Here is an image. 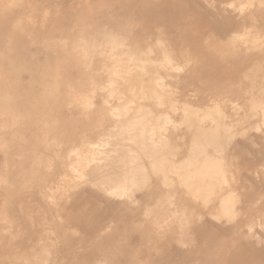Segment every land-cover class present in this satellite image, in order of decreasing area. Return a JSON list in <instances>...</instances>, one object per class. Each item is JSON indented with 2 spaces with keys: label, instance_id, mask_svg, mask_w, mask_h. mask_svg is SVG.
<instances>
[{
  "label": "rangeland",
  "instance_id": "obj_1",
  "mask_svg": "<svg viewBox=\"0 0 264 264\" xmlns=\"http://www.w3.org/2000/svg\"><path fill=\"white\" fill-rule=\"evenodd\" d=\"M0 49V264H264V0H0Z\"/></svg>",
  "mask_w": 264,
  "mask_h": 264
},
{
  "label": "bare ground",
  "instance_id": "obj_2",
  "mask_svg": "<svg viewBox=\"0 0 264 264\" xmlns=\"http://www.w3.org/2000/svg\"><path fill=\"white\" fill-rule=\"evenodd\" d=\"M0 51H1V49H0ZM4 51V50H3ZM2 51V52H3ZM0 53L1 55L3 54L4 56L3 57H5L6 55H5V53H7V54H11L12 52L10 51V53H8V51H5V53L3 52V53ZM17 54V53H16ZM12 55V54H11ZM10 55V56H11ZM18 55H21L20 53L18 54ZM18 55H17V57H18ZM26 56V55H25ZM24 55H23V57H22V55L20 56V58H17L15 55H13L12 57H11V68H10V72H9V70L8 71H6L5 72V70H7V69H9V65H7L8 63H5V64H1V65H5V67L4 68H1V69H3L4 71V73L3 74H7V76L8 77H18V80L21 78V79H23V77H25V79L27 80H30L29 78H31V80L30 81H25V83H24V85H26L27 83L29 84V86L28 87H30V86H32V85H34V83H35V81L34 80H32V77H34V76H30V75H33L34 74V70H33V66H31V63H29L28 62V58L27 57H25ZM7 57L9 58V56H6V60L8 61L9 59H7ZM0 58H2V57H0ZM22 58H24V59H22ZM5 59V58H4ZM4 59H3V61H4ZM26 59V60H25ZM1 60V59H0ZM7 61H5V62H7ZM26 61V62H25ZM2 61H0V63H1ZM9 63H10V60L8 61ZM29 63V64H28ZM27 64V65H26ZM0 65V66H1ZM6 65H7V67H6ZM29 65V66H28ZM27 66H28V68H27ZM32 68H31V67ZM6 68V69H5ZM30 68V69H29ZM0 69V70H1ZM29 69V70H28ZM31 70V71H30ZM2 71V70H1ZM33 71V74H30V72H32ZM11 75H9V74ZM3 74H1V72H0V76H2ZM3 77L5 78L6 77V75L5 76H2V79H1V81H0V84H1V86H3V85H7L8 84V81H6V79L8 78V77H6L5 78V80L4 81H6V84H4V81H3V83H2V80H3ZM20 77V78H19ZM3 84V85H2ZM27 84V85H28ZM26 85V86H27ZM39 94H37L36 96H38ZM41 95V94H40ZM9 99V98H8ZM33 99H34V97H33ZM36 99H37V97H36ZM5 100H6V98H5ZM31 102V101H30ZM6 109V108H5ZM74 157V156H73ZM71 158V157H70ZM76 163V162H75ZM59 165V164H58Z\"/></svg>",
  "mask_w": 264,
  "mask_h": 264
}]
</instances>
